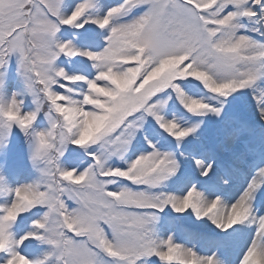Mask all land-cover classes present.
<instances>
[{"label":"snow or ice","instance_id":"1","mask_svg":"<svg viewBox=\"0 0 264 264\" xmlns=\"http://www.w3.org/2000/svg\"><path fill=\"white\" fill-rule=\"evenodd\" d=\"M71 30L86 43L100 36L103 46L93 51L60 38ZM61 57H84L95 74H70L57 64ZM13 61L21 90L10 92L0 79V157L22 133L38 175L0 187V264H46L50 257L55 264H148L153 256L163 264H227L220 257L246 223L254 232L239 264H247L250 251L264 255V215L253 212L264 166L228 203L195 183L183 195L162 190L179 179L181 164L148 136L150 150L125 160L148 117L175 141L197 133L203 121L181 126L167 118L168 101L188 119L211 114L229 125V98L247 91L264 122V0H0V77ZM113 157L127 167L109 166ZM193 162L209 181L220 168L211 155ZM166 208L191 210L219 231L170 220L165 230L173 234L164 237L155 225ZM28 220L29 230L17 238L14 225ZM176 232L185 243L176 242ZM35 242L51 246L43 259L24 254Z\"/></svg>","mask_w":264,"mask_h":264},{"label":"rangeland","instance_id":"2","mask_svg":"<svg viewBox=\"0 0 264 264\" xmlns=\"http://www.w3.org/2000/svg\"><path fill=\"white\" fill-rule=\"evenodd\" d=\"M105 2L115 4L117 0H105ZM92 11L95 12V9ZM96 31L97 33L100 32L99 29H96ZM75 35V30H71L68 33L62 31L60 38L73 39ZM73 42L78 47H87L93 51H99L103 46V40L100 36L96 37V43H86L75 39H73ZM97 43L99 47L96 46ZM14 63L13 61L10 74L6 72L3 77H0V79H4L9 84L10 92L21 90L16 86V82H22V77H19L18 73L15 72ZM57 64L64 67L70 74L77 72L87 75L89 78H92L95 74V69L91 68V62L86 61L84 57L73 58L71 62L61 57L57 61ZM259 83L264 88V81ZM73 87L77 86L73 85ZM185 90L189 94H197L198 92V89L194 85H188ZM30 99L29 97L26 100V104L30 103ZM229 100L230 102L226 105L227 114L235 118L229 125H225L224 122L213 117L211 114L188 119L181 111L177 110V105L174 101H168L162 112L169 119L175 118L178 123H181V126H192L194 123L203 121L197 133H194L193 136L183 141H175L173 138L168 137L166 133H163L162 130L158 131L157 127L154 126L155 122L151 117H148L144 122V128L147 131L142 130V134H139L132 142L128 153L125 155V160L130 161L139 155L141 151L150 150L147 149V141L144 139L145 136H148L162 151L172 152L181 164L179 179L170 178L168 181H165L162 190L173 192L176 195H183L187 188L195 183L198 190L204 191L210 199L214 198L215 195H220L226 200L229 189L236 184L237 180L248 177V173H253L259 166H264V122L256 119L255 102L247 91L237 99L232 100L229 98ZM46 126L47 120L45 119L41 127ZM26 149L27 145L22 133L12 138V142L8 147L7 157H0V176L4 177L3 181H0V187H15L19 183L31 182L36 178L38 174L26 157ZM210 155L214 156L220 164V168L210 174L212 176L211 181L199 175V170L193 162V157L207 160V157ZM125 160L113 157L107 161V164L113 167H127ZM224 179L229 181L228 184L223 183ZM210 185L215 186V192L211 195L207 192ZM121 186L134 187L128 181H122ZM7 199H11V197H7ZM4 200V193L0 192V203H3ZM253 212L258 216L264 215V189L258 191L256 199L253 201ZM160 217L161 219L157 221L155 228L164 237L166 233L169 235L173 234L165 230L170 220L187 225L189 228L201 233L219 231L210 221L196 220L195 216L191 214V210H188L184 214H177L170 208H166L160 214ZM30 226L31 220H28L23 225L17 222L13 227V231L18 238L25 231L29 230ZM253 232L254 226L247 223L239 226L233 233V243L230 245L227 253L220 258L226 260L227 264H239L241 254L246 249L248 242H250ZM174 235L176 242L185 243V239L181 233L176 232ZM189 246L192 245L189 244ZM50 249V245L35 242L31 248L25 250L24 254L28 255L30 260L43 259V253ZM197 250L199 251L198 248ZM147 259L148 264H163L155 256ZM46 264H55V257H50L49 261H46Z\"/></svg>","mask_w":264,"mask_h":264},{"label":"bare ground","instance_id":"3","mask_svg":"<svg viewBox=\"0 0 264 264\" xmlns=\"http://www.w3.org/2000/svg\"><path fill=\"white\" fill-rule=\"evenodd\" d=\"M231 144H233V143H231ZM259 167H261V166H259ZM254 173H255V170H254L253 173H248V174H247L248 177H243V178H241V180H237V179H236V180H237V181H236V184L233 185V187H232L231 189H229V191H228V195H227V199L224 200V201L230 203V200L234 199V198L239 194V192L242 191L243 187L246 186L248 180L251 178V176H252ZM249 174H250V175H249ZM244 178H246V179L244 180ZM168 235H169V234L166 233V234H165V237H167ZM239 253H240V250H239Z\"/></svg>","mask_w":264,"mask_h":264},{"label":"clouds","instance_id":"4","mask_svg":"<svg viewBox=\"0 0 264 264\" xmlns=\"http://www.w3.org/2000/svg\"><path fill=\"white\" fill-rule=\"evenodd\" d=\"M247 259V264H264V255L249 252Z\"/></svg>","mask_w":264,"mask_h":264}]
</instances>
